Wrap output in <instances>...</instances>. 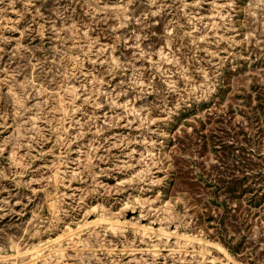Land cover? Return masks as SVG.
Returning a JSON list of instances; mask_svg holds the SVG:
<instances>
[{
    "label": "rangeland",
    "instance_id": "obj_1",
    "mask_svg": "<svg viewBox=\"0 0 264 264\" xmlns=\"http://www.w3.org/2000/svg\"><path fill=\"white\" fill-rule=\"evenodd\" d=\"M0 264H264V0H0Z\"/></svg>",
    "mask_w": 264,
    "mask_h": 264
},
{
    "label": "bare ground",
    "instance_id": "obj_2",
    "mask_svg": "<svg viewBox=\"0 0 264 264\" xmlns=\"http://www.w3.org/2000/svg\"><path fill=\"white\" fill-rule=\"evenodd\" d=\"M130 223V222H129ZM156 223V222H155ZM140 225V224H139ZM136 227V225H135ZM140 227H142L143 229H154L153 226H148L146 224H141ZM158 231V230H157ZM176 231H171L170 233H175ZM44 239V238H43ZM187 239V238H186ZM191 240V239H189ZM203 242V241H202ZM158 249V248H157Z\"/></svg>",
    "mask_w": 264,
    "mask_h": 264
}]
</instances>
